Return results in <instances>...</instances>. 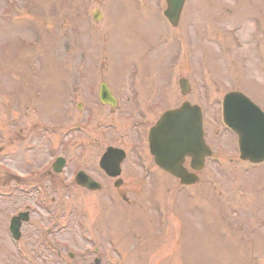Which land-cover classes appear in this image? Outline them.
Returning <instances> with one entry per match:
<instances>
[{
	"label": "rangeland",
	"instance_id": "374dc122",
	"mask_svg": "<svg viewBox=\"0 0 264 264\" xmlns=\"http://www.w3.org/2000/svg\"><path fill=\"white\" fill-rule=\"evenodd\" d=\"M232 2L188 0L181 27L171 29L165 19L156 15L157 8L165 7L164 0H0V42L8 41V47L0 49V141H5L0 161L26 173L49 154L61 152L68 160V174L84 168L101 178L97 162L109 145L133 148L132 128L138 110L128 99L132 91L139 88L148 108L166 99L168 104L175 106L181 101L179 92L177 95L180 76L190 80L194 93L189 99L194 102L202 98L196 95L202 85L204 97L211 100H218V95L223 96L228 88L241 86L246 93L260 99L264 107V73L257 68L261 63L264 66V27L256 28L250 23L251 16L262 6L250 7L255 0H239L233 18L239 24L230 20ZM143 7H146L144 11ZM95 9L103 14L98 22L92 17ZM245 13L249 15L247 19H243ZM44 20L48 21V27L41 28L39 24ZM38 26L40 35L32 29ZM230 27L236 30L234 37L232 30L230 37L227 34ZM177 40H184L186 54L174 60L175 54L173 59L170 55L176 50ZM22 42H29L30 49L23 47ZM182 50L179 48L177 52ZM97 63L101 64L97 66L100 71L93 69ZM201 73L207 86L201 84ZM166 75L170 76L172 88L168 96L156 90L162 86ZM101 81L117 86L123 104L114 111L106 107L101 111L97 109L92 112L89 126L84 127L93 105L88 89L90 84ZM60 97L67 101H61ZM79 103L82 105L78 109ZM163 110L164 107H156L151 122ZM208 110L214 112L215 119L214 109ZM213 117L208 115L209 119ZM107 120L108 125L105 124ZM50 122L55 123L51 125ZM212 125L216 132L217 127ZM25 126L27 128L23 129ZM78 126L86 132H74ZM224 134L221 133L216 141L222 143L215 150L221 156L218 165L216 161L210 162L202 170L201 182L197 185L201 191L193 201L186 200L185 194H178L176 183H161L156 188L143 186L139 180L132 183L139 175L138 170H134L137 161L134 155L125 163L124 177L128 185L120 188L131 200L129 206L119 200L112 204L108 199L100 204L96 198L100 199L101 195L91 200L84 196L87 191L76 186V200L61 199V209L66 214L73 205L81 207L84 220L79 230L81 236L65 231L58 236V239L69 240V244L63 239L60 242L69 245L63 248L65 254L75 255L72 264H87L77 253L91 234L93 246L101 247L97 256L103 260L102 264L120 262V257L108 245L111 238L117 240L116 246L123 248L127 255L123 264H263L264 190L259 187L264 182V164L253 174L241 172L233 159L230 143L223 142ZM30 143H35L36 147L29 149ZM79 153L78 158L73 157ZM27 173L28 181L37 175L33 171ZM60 178L61 175L52 180L56 182ZM49 181L46 174L37 177L34 183L47 185ZM221 189L227 190L230 198L219 200L217 191ZM22 192L18 190V194ZM151 195L156 198L152 204ZM204 201L210 203L208 207L199 203ZM158 203L167 206L170 212L168 228L163 233L156 228ZM8 206L0 208V245L3 247L0 264H19L11 246L5 242L3 224L7 213L13 209L12 204ZM232 206L241 209L236 214L231 211ZM218 209L226 213H217ZM227 221L235 232H244L247 224L253 221V242L248 241L247 230L234 236L222 234V227L218 226ZM153 234L162 235L165 242L158 243ZM245 245L255 246L252 255Z\"/></svg>",
	"mask_w": 264,
	"mask_h": 264
},
{
	"label": "water",
	"instance_id": "95a60500",
	"mask_svg": "<svg viewBox=\"0 0 264 264\" xmlns=\"http://www.w3.org/2000/svg\"><path fill=\"white\" fill-rule=\"evenodd\" d=\"M168 2L169 10L167 14L172 22L177 24L184 0H168ZM186 113H188V117ZM163 141L168 142L163 143ZM170 143L171 145H169ZM165 145L171 149L173 155H178L179 157L185 152L190 153L192 147H198L201 152L198 160H202V154L204 156L208 150L203 145L200 132V117L195 108L187 105L181 109L166 113L152 133V151L156 154L157 160L184 181L194 182L196 179L195 175L187 173L176 161L173 164L165 160L163 155L166 152Z\"/></svg>",
	"mask_w": 264,
	"mask_h": 264
}]
</instances>
